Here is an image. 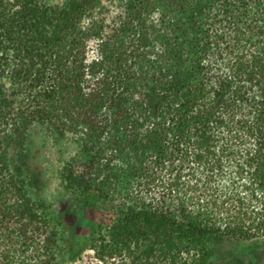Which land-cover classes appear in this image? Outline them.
Instances as JSON below:
<instances>
[{"label": "trees", "instance_id": "16d2710c", "mask_svg": "<svg viewBox=\"0 0 264 264\" xmlns=\"http://www.w3.org/2000/svg\"><path fill=\"white\" fill-rule=\"evenodd\" d=\"M37 125L76 146L71 196L116 203L103 256L264 240V0H0V264H60Z\"/></svg>", "mask_w": 264, "mask_h": 264}, {"label": "rangeland", "instance_id": "374dc122", "mask_svg": "<svg viewBox=\"0 0 264 264\" xmlns=\"http://www.w3.org/2000/svg\"><path fill=\"white\" fill-rule=\"evenodd\" d=\"M64 0H55L61 3ZM76 152L69 138L62 139L47 127L35 126L31 132L29 161L40 184L30 187V196L45 204L57 224L60 264H147L138 248L115 251L103 256L100 244L111 237L117 221L116 203L93 193L86 203L67 191L61 171ZM131 252H134L131 254ZM194 252L190 253V256ZM150 264H166L162 258ZM206 264H264V240L225 242Z\"/></svg>", "mask_w": 264, "mask_h": 264}]
</instances>
